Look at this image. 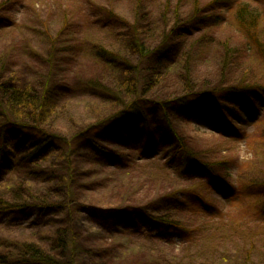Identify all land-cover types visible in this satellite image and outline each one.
Returning a JSON list of instances; mask_svg holds the SVG:
<instances>
[{
	"label": "rangeland",
	"instance_id": "1",
	"mask_svg": "<svg viewBox=\"0 0 264 264\" xmlns=\"http://www.w3.org/2000/svg\"><path fill=\"white\" fill-rule=\"evenodd\" d=\"M195 1L0 0V80L43 83L41 91L47 86L42 93L61 109L50 118L52 134L85 130L77 135L71 175L60 158H48L32 165L20 185L22 169L15 173L0 155V195L26 199L29 186L28 192L45 188L59 199L48 211L31 206L34 200L21 210H4L7 197L0 203V254H10L8 264L25 255L23 245L53 247L58 236L50 230L65 225L64 238H76L82 264H235L248 253L254 264H264V219L254 205L264 201V57L235 21L241 0H199V20L191 19ZM244 1L263 11L258 29L264 41V0ZM148 27L153 50L177 49L161 63V73H169L165 81L153 80L161 85L157 94L191 80L187 100L211 96L219 111L210 109L202 121L179 108L165 116L156 98L144 96L141 120L106 119L127 96L117 90L114 98L90 81L101 79L95 75L102 67L104 83L135 76L129 63L153 70L158 57L145 59L135 49ZM223 41L238 63L219 74ZM180 71L179 79L170 78ZM248 85L253 89L239 92ZM1 132L4 151L19 166L27 151L17 147V128L0 129V140ZM179 146L195 156L191 169ZM153 218L179 227H157Z\"/></svg>",
	"mask_w": 264,
	"mask_h": 264
},
{
	"label": "trees",
	"instance_id": "2",
	"mask_svg": "<svg viewBox=\"0 0 264 264\" xmlns=\"http://www.w3.org/2000/svg\"><path fill=\"white\" fill-rule=\"evenodd\" d=\"M168 1L170 2V0ZM213 3H218V1H214ZM192 5H194V14L191 19H202V16L199 15L202 3L199 0H196L195 3H193ZM1 8L2 6L0 7V10ZM162 11L164 10L160 7L159 12ZM233 15L238 27L245 32H243L244 35L249 36L253 40L254 46L257 47V50L264 57V41L261 40V33H259L258 29L259 22L263 16V11L260 10V8L250 4V2L241 0L235 4ZM145 19L146 16H142V19L140 21L142 22ZM3 20L4 16L2 11H0V30L4 29V25L3 23H1ZM216 25H219V23L215 24V26ZM211 26L213 25L211 24ZM149 29L150 28L148 27L146 28V30L142 31L143 37H141L140 40L138 38L135 39V49L145 59H149L152 55H156L158 57V65L155 66L153 70H148L149 73L143 72V70L145 69H143L142 67L140 68L141 65L135 66L131 65V63L128 62L130 65L128 66V68L134 70L135 76H133L132 78L123 77V79L119 83L113 81L116 84L111 82V80L106 81L108 84L104 83L102 82V80H104L102 79L104 67H102L101 69L97 70V73L95 75V77H100L101 79L99 80L97 78H94L90 81L92 86L96 88L100 87L107 93L112 94L114 98L115 94H120L118 91H120L121 93L124 92V94L127 96V98L124 99L122 102V108L120 107L121 109L115 111L114 113L106 117V119L110 120L112 117L117 116L118 114H125L128 115L134 122L141 120L143 118L142 111H145L144 102H148L146 101V98H144V96H151L156 98L152 99L153 103L157 105L159 109H161L165 116H168V112L171 109L176 110L177 108H179L184 111L188 116L191 115L196 121H202L203 119H205V117L209 115L210 109L216 112L219 111L215 101L211 96L198 94L196 98L192 100H187V96L189 95L187 92L189 90L188 87L191 84V80L184 81L179 79V74H182V71H180L179 73L175 72L170 75V78L175 80L177 78L174 77L178 74L177 77L180 82L178 83V86L172 88L174 92L166 94H157L156 89L161 85H154L153 80L158 78L161 80V82L165 81L164 79L168 77L169 73H167V69H165L163 74L161 73L160 70L163 68L161 63L162 61L169 59L171 57V54L177 51V49L174 47V45L167 44L165 46L157 45L153 50V46L156 42H148L146 38V31H150ZM148 35H152L151 31L148 33ZM217 46L218 48H220V51L223 50L222 53L225 57L224 62H221L222 65H220V69L218 68V73L223 74L225 69H230L232 71L230 66L238 63H236L234 52L228 53L227 50L225 51V49L227 48L226 46H229L227 41H223ZM103 66L106 65L103 64ZM186 66H188V63ZM138 74H142L143 77L140 76L138 78ZM148 80L149 83H147ZM46 83L48 84V82H45V84ZM146 83L148 84L147 88L149 90H147V92H143L142 89L146 85ZM42 84L43 83H40V85H38L37 82H33L31 84H18L16 86L8 82V80H0V115L4 117L5 121L4 123L0 124V129L5 130L6 127L9 126V124L15 126L18 130V133L20 134V136L17 138V147L19 148L21 146L24 151H27L26 154L23 156V160H21V162L19 163V166H16L14 161L11 159L10 153L4 151L6 138L5 132H1L2 137L0 140V155H2L9 163V169L14 168L15 173H17L19 169H22L19 170L20 176H18V181H20V185L24 184V181H22L23 178H21V176H24L29 173L30 169L32 168V165H35L36 163L42 164L48 158H50V160H58L60 158L65 165L67 175H71L73 173L72 170L74 168V164H72V152L73 149L76 147V140L78 139L77 135H82L83 133H85V130H77L75 131V133L71 132L62 133V135H57L52 134L48 131V129L51 128L50 124L53 122L50 120V118L53 117V115L57 112L59 114V110L61 109L60 107H57L55 105L52 106L49 98L45 96V93H42L47 90L46 85H44L42 91L40 90ZM238 89L241 93L248 92L253 88L252 86L248 85L242 86ZM184 92L186 93L184 96H178L179 94H182ZM218 92H220V90H217L215 94ZM168 96L175 97L169 99ZM174 103H178L179 107L177 104ZM55 110L58 111L55 112ZM64 113L67 115L69 114L65 111ZM179 144H182V141H180ZM180 150V152H182L183 154L185 162L187 163V166L190 165L191 169V165L196 159L195 156L193 155V153L190 154L188 150L185 149V147H181ZM262 164H264V162ZM208 170L211 171L210 168H208ZM260 179H263L260 184L264 186V173H262ZM67 182L68 186L71 185L70 180H67ZM29 188V186L26 187V199H19L17 197L9 198L8 195H0V203H4L5 198L7 197V202L4 205L3 209L21 210L23 208L28 207V204L23 203L31 200H34L31 206H37L42 211H48L51 207L56 206L54 204H51V202H55L59 199L51 196V194L47 191H44L45 188L42 189L40 187H37L38 191H32L31 189L28 192L27 189ZM254 205L256 208L258 207V215L260 217V221H262L263 223L264 201L261 204ZM64 206L66 205L59 204L58 208H63ZM238 213H242V207L239 208ZM153 222L156 223L155 226L159 227L158 225H161L162 227H165L166 230L169 226L179 227V225H177L176 223L166 220L164 218H153ZM241 223V220L236 222V224H238L239 226H241ZM62 228L63 227L54 231L50 230L51 234L54 233V238L56 237V235L58 236V241L56 244L54 242L53 247H47L45 249L43 247L40 248L37 244V246L35 244H31L27 247L23 245V247L26 249L25 255L19 257L18 259H15L9 264H82L81 261H78L80 260V258H77V252L79 251V248L77 247L76 238H74L73 235L64 238L65 235L63 231L68 232L70 227L65 225L64 230H61ZM181 229L183 231H186L185 228ZM6 255L0 254V264H8L10 258H8L9 256ZM250 257L252 256L250 253H248L243 261L242 257L238 256L237 260L235 261V264H254Z\"/></svg>",
	"mask_w": 264,
	"mask_h": 264
}]
</instances>
